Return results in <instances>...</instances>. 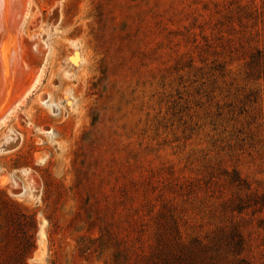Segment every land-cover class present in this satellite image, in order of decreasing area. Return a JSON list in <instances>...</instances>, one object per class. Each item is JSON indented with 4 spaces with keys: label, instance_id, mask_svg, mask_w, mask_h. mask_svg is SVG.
<instances>
[{
    "label": "rangeland",
    "instance_id": "rangeland-1",
    "mask_svg": "<svg viewBox=\"0 0 264 264\" xmlns=\"http://www.w3.org/2000/svg\"><path fill=\"white\" fill-rule=\"evenodd\" d=\"M20 35L0 264H264V0H31Z\"/></svg>",
    "mask_w": 264,
    "mask_h": 264
},
{
    "label": "bare ground",
    "instance_id": "bare-ground-1",
    "mask_svg": "<svg viewBox=\"0 0 264 264\" xmlns=\"http://www.w3.org/2000/svg\"><path fill=\"white\" fill-rule=\"evenodd\" d=\"M30 1L0 0V120L3 119L6 113L9 114L17 105L23 102L27 91L31 88L27 86L29 88L27 90L24 86L25 82L28 81L27 79L30 78L32 68L29 63L33 59L27 56L29 52H27L28 44L20 35L21 25L29 13ZM37 45L38 43L36 47H38ZM38 50L36 48V51ZM25 56L31 59V62L28 60V63L26 61L28 58L25 59ZM32 74H35L34 70ZM36 77H33L32 80ZM32 82L34 83V80ZM32 84L30 83V86ZM39 236L42 238V230Z\"/></svg>",
    "mask_w": 264,
    "mask_h": 264
}]
</instances>
